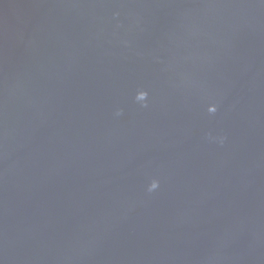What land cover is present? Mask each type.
<instances>
[{
    "label": "water",
    "instance_id": "water-1",
    "mask_svg": "<svg viewBox=\"0 0 264 264\" xmlns=\"http://www.w3.org/2000/svg\"><path fill=\"white\" fill-rule=\"evenodd\" d=\"M0 264H264V0H0Z\"/></svg>",
    "mask_w": 264,
    "mask_h": 264
},
{
    "label": "clouds",
    "instance_id": "clouds-1",
    "mask_svg": "<svg viewBox=\"0 0 264 264\" xmlns=\"http://www.w3.org/2000/svg\"><path fill=\"white\" fill-rule=\"evenodd\" d=\"M213 111H215V109H213ZM157 187H158V181H154L149 191H152L153 189H156Z\"/></svg>",
    "mask_w": 264,
    "mask_h": 264
}]
</instances>
